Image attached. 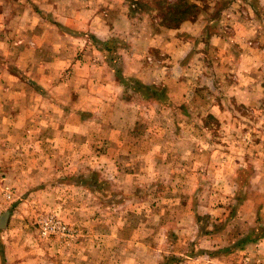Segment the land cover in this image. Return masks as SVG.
Returning <instances> with one entry per match:
<instances>
[{"label": "rangeland", "instance_id": "1", "mask_svg": "<svg viewBox=\"0 0 264 264\" xmlns=\"http://www.w3.org/2000/svg\"><path fill=\"white\" fill-rule=\"evenodd\" d=\"M124 1L133 22L115 23L109 12L102 19L104 26L105 20L116 24L113 37L90 34L85 56L100 64L95 50L107 52L120 91L107 83L93 86L85 102L73 80L59 96L67 109L57 110L36 85L40 60L48 58L41 55L30 87L9 78L19 85L9 98L14 107L49 114L43 120L0 118V217L6 215L0 260L6 247L14 264H68L74 250L68 243L87 242L89 253L107 258L105 264H115L110 259L116 256L123 264L195 258L198 264H264L263 38L256 28L243 33L239 21L225 23L229 0ZM213 1L215 31L223 35L218 48L209 44L206 28L199 39L183 35L191 44L184 54L170 57L143 47L150 31L164 34L201 12L203 21ZM7 6L18 8L11 0ZM11 26L18 37V24ZM231 35L252 43L247 55L243 39L223 38ZM133 51L139 53L137 68L155 66L161 83L122 76L133 72L127 57ZM49 218L69 232L43 234Z\"/></svg>", "mask_w": 264, "mask_h": 264}, {"label": "crops", "instance_id": "2", "mask_svg": "<svg viewBox=\"0 0 264 264\" xmlns=\"http://www.w3.org/2000/svg\"><path fill=\"white\" fill-rule=\"evenodd\" d=\"M8 1L0 0V49L3 48V53H0V57L2 56L0 58V93H5L3 100H0L1 119L17 121L24 118H28V120L48 118L49 113L47 110L40 109L32 115L23 112L21 107L19 109L14 107L17 105L15 99L9 102V98H15L14 94H18L15 90L19 88L16 83L18 81H10L9 78L15 77L19 80L20 85L29 82L28 78L32 76L35 65L38 63L36 56L40 55L48 58L40 60L42 66L39 67L35 75L36 85L47 90L48 94L51 95L50 101L53 103L51 107L57 110L60 108L62 110L67 109V107L60 106L59 96L63 91H68L73 86V80L76 81L77 88H83L79 100L85 102L89 99L82 98L83 96H89L90 98L91 92L88 90L93 86L104 88L107 83L108 87L120 91L122 85L117 80L119 76L115 66L112 65L114 64L111 62L112 59L108 58L107 52L101 49L95 50V53L101 56L102 63L100 62V64L98 62H88L89 60L85 56L91 53L90 47L87 46L90 44V39H92L90 34L103 40L109 36L113 37L110 30L116 27V20L125 22L127 25L133 22V15H128L127 3L124 0H11L14 5H17V10L8 9L10 8L7 6ZM229 1H231L229 11L222 12L223 17L226 19L225 23L231 24L233 21H239L248 29V32H246L245 27L243 32L245 34H251L256 28L254 33L264 40V0ZM217 5L216 1L207 4L208 15L203 21L200 18L201 12L195 20H184L178 27L166 30L164 34L154 30L150 31L148 38L143 41L145 45L143 47L149 51H157L160 55H169L170 57L182 52L184 54L183 50H187L188 47H191V44L190 41L184 39L186 37H183V35L195 34L199 39L200 36L203 37L206 34L204 30L206 28V30L211 29L209 44L218 48L217 46L223 43L221 41L223 35L215 31L219 19L217 14L212 12L218 7ZM111 11L115 23L108 26L105 20L104 26L102 17H107L106 15ZM13 23L18 24V37L15 34L13 35L16 30L11 26ZM196 31L197 33H193ZM241 36L233 37L231 35L229 38H226V36L223 38L229 39L233 43H239L237 40L243 39L244 43L241 42V45H243L244 55L248 45H252V43L247 41V37L242 38ZM18 39L19 48H15V46H18L15 44V40ZM61 39L66 42L61 43ZM233 48H236V46L233 45ZM261 50L264 52V45ZM133 53H127V57H131L133 68L131 71L134 73L121 71L122 76L126 74L128 77L142 78V82L147 85L161 83L163 75L160 78V75L156 74L159 70L155 66H147L146 64H139L141 66L137 68L136 55L139 56V53L135 51ZM127 66L129 67L130 64H127ZM37 67L38 65L36 69ZM136 74L137 76H134ZM68 76L69 78H65ZM26 85L30 87L29 83ZM86 92H89V94H86ZM22 96H18L19 101L22 100ZM36 97L34 104L37 103L38 106L42 95L37 93ZM6 108H9L10 111H6ZM68 246L74 248L71 256L69 254L68 264L106 263L107 258L93 257L89 253L90 247L87 242L68 243ZM1 260L0 264L16 263L9 252H6V247ZM110 260H112L111 263L115 264H123L124 261L122 257L117 256ZM130 264H134V261ZM148 264H154V262L148 261ZM180 264H198V258L180 262Z\"/></svg>", "mask_w": 264, "mask_h": 264}, {"label": "built area", "instance_id": "3", "mask_svg": "<svg viewBox=\"0 0 264 264\" xmlns=\"http://www.w3.org/2000/svg\"><path fill=\"white\" fill-rule=\"evenodd\" d=\"M45 225L46 228L44 229L43 234H66L69 232V229H66L65 225H62L59 221H55L52 218L46 219Z\"/></svg>", "mask_w": 264, "mask_h": 264}, {"label": "water", "instance_id": "4", "mask_svg": "<svg viewBox=\"0 0 264 264\" xmlns=\"http://www.w3.org/2000/svg\"><path fill=\"white\" fill-rule=\"evenodd\" d=\"M6 215L0 217V229L4 227Z\"/></svg>", "mask_w": 264, "mask_h": 264}, {"label": "trees", "instance_id": "5", "mask_svg": "<svg viewBox=\"0 0 264 264\" xmlns=\"http://www.w3.org/2000/svg\"><path fill=\"white\" fill-rule=\"evenodd\" d=\"M197 7V6H196ZM171 20H172V18H171ZM183 21V20H182Z\"/></svg>", "mask_w": 264, "mask_h": 264}]
</instances>
